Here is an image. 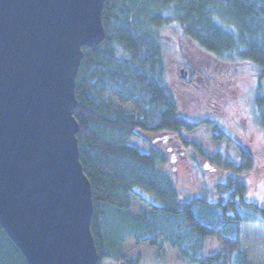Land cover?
I'll return each mask as SVG.
<instances>
[{
	"label": "trees",
	"instance_id": "trees-1",
	"mask_svg": "<svg viewBox=\"0 0 264 264\" xmlns=\"http://www.w3.org/2000/svg\"><path fill=\"white\" fill-rule=\"evenodd\" d=\"M171 23L216 61L254 68V120L264 133V0H106L102 9L105 38L97 47L83 48L73 110L79 126V161L92 192L90 229L98 264L108 258L115 264H138L104 247H118L124 241L115 242L117 226L112 227L106 216L128 212L135 188L150 192L160 203L154 207L160 212L150 222L132 226L140 231L137 244L160 249L167 244L182 264H250L240 248L239 223H263L264 207L244 200L243 180L231 176L216 184L222 192L217 202L204 197L180 202L174 181L164 170L167 153L139 135H173L211 164L218 159L208 157L195 142L181 136L205 126L212 129L214 142L235 144L241 162L230 164L233 174L239 176L253 168L251 155L216 122L190 120L178 113L176 98L166 83L160 35V29ZM126 106L130 112L123 109ZM134 140L144 143L148 151L139 150ZM209 238L217 240L220 249L204 257ZM0 264H28L1 226Z\"/></svg>",
	"mask_w": 264,
	"mask_h": 264
},
{
	"label": "water",
	"instance_id": "water-1",
	"mask_svg": "<svg viewBox=\"0 0 264 264\" xmlns=\"http://www.w3.org/2000/svg\"><path fill=\"white\" fill-rule=\"evenodd\" d=\"M105 2L0 0V226L28 264L99 261L73 110Z\"/></svg>",
	"mask_w": 264,
	"mask_h": 264
},
{
	"label": "rangeland",
	"instance_id": "rangeland-1",
	"mask_svg": "<svg viewBox=\"0 0 264 264\" xmlns=\"http://www.w3.org/2000/svg\"><path fill=\"white\" fill-rule=\"evenodd\" d=\"M165 49L166 83L174 94L178 113L190 120L203 118L216 122L233 141L245 149L253 159V168L248 173L236 176L229 169L230 164L239 165L240 154L235 144L226 141L214 142L212 129L201 126L192 132H182L181 136L195 142L208 157L217 158L209 164L190 146H183L173 135L140 137L168 155L164 167L173 181L180 202L204 197L217 202L222 192L216 184L225 183L228 177L241 178L246 185L244 200L264 207V133L254 120L252 95L256 86V71L246 63H222L207 53L197 49L185 38L179 26L171 23L160 29ZM188 70V82L178 78L180 68ZM264 86V82H263ZM130 112L129 106L123 107ZM133 145L148 151L140 140ZM226 165V166H225ZM128 212L108 213L106 218L112 227L117 226L113 239L120 246L105 247L111 254H123L130 262L138 264H182L178 253L163 244L157 246L140 243V235L134 225L147 224L154 218L159 201L147 191L134 189ZM233 215V211H229ZM261 216V214L257 213ZM241 231L240 248L250 264H264V222L239 223ZM105 235L107 229L104 227ZM146 235V234H144ZM220 244L214 238L205 241L204 257L217 253ZM102 264H115L113 259H104ZM119 264H126L122 262Z\"/></svg>",
	"mask_w": 264,
	"mask_h": 264
}]
</instances>
